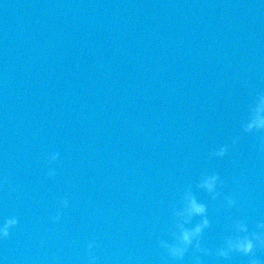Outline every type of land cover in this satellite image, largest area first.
Here are the masks:
<instances>
[{
    "label": "water",
    "instance_id": "obj_1",
    "mask_svg": "<svg viewBox=\"0 0 264 264\" xmlns=\"http://www.w3.org/2000/svg\"><path fill=\"white\" fill-rule=\"evenodd\" d=\"M261 91L264 0H0V264H246L159 241L189 187L203 247L264 222L260 134L240 130ZM211 172L241 209L195 188Z\"/></svg>",
    "mask_w": 264,
    "mask_h": 264
},
{
    "label": "clouds",
    "instance_id": "obj_2",
    "mask_svg": "<svg viewBox=\"0 0 264 264\" xmlns=\"http://www.w3.org/2000/svg\"><path fill=\"white\" fill-rule=\"evenodd\" d=\"M240 130L242 134L254 135L259 133L258 151L264 154V91L256 93L251 103L248 105L247 116L241 121ZM240 135L232 137L231 146L235 147L239 143ZM229 151V145H221L209 153L210 157L223 158ZM59 153L51 156L49 163L58 159ZM55 170L49 171L50 177L55 176ZM225 181L218 173H204L200 176L195 188L208 194L212 201L218 198L221 200L220 208H238L241 206L234 194L222 195L220 189ZM63 207L68 206L67 199L62 202ZM207 205L200 202L192 188L184 190L180 197L179 206L172 209L173 224L170 232L172 242L166 240L159 241V246L164 249L169 259L173 261H183L185 255L192 249L195 253L203 254L208 257H215L223 261H230L233 255L247 257L246 264H264V260L257 257V253L264 251V222L258 221L253 230H249L248 220L246 218H234L227 225L228 234L223 237L221 246L215 249H209L202 246V237L204 231L210 227V220L207 216ZM200 220L193 223L195 218ZM60 219L59 214L52 217L53 221ZM18 224L16 217L6 219L3 227H0V238L6 239L10 234V229ZM191 225V227H188ZM94 244L87 245L90 251ZM96 257L89 255V264H95ZM194 264H202L200 255L193 257Z\"/></svg>",
    "mask_w": 264,
    "mask_h": 264
}]
</instances>
